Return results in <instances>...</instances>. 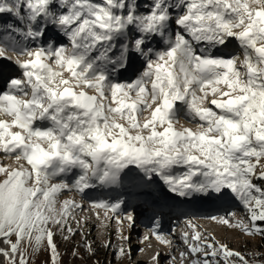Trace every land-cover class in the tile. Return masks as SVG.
<instances>
[{"label": "snow or ice", "instance_id": "snow-or-ice-1", "mask_svg": "<svg viewBox=\"0 0 264 264\" xmlns=\"http://www.w3.org/2000/svg\"><path fill=\"white\" fill-rule=\"evenodd\" d=\"M0 41L18 69L0 90V264H61L56 238L77 234L95 256L85 205L61 197L127 188L147 202L157 181L183 201H235L241 216L207 219L264 241V0H0ZM124 204L88 209L115 221L118 245L102 243L120 258ZM200 227L186 220L181 264H264ZM153 236L176 264L158 217Z\"/></svg>", "mask_w": 264, "mask_h": 264}, {"label": "rangeland", "instance_id": "rangeland-1", "mask_svg": "<svg viewBox=\"0 0 264 264\" xmlns=\"http://www.w3.org/2000/svg\"><path fill=\"white\" fill-rule=\"evenodd\" d=\"M67 43V41H63ZM2 43V41H0ZM232 48H235L231 51ZM229 52H238L239 49L235 47V42L233 45H230L229 49L226 50ZM8 56H12L13 59L16 58V53L12 50L7 52ZM26 56H21L20 59H26ZM242 59V56H241ZM3 66L7 67V71H1ZM18 74V69L14 64L5 59H0V87L3 90L4 82L9 79L12 75ZM180 123L188 126L195 127V123H190L188 118L183 114L180 115ZM0 163L11 164L10 159H5L2 154H0ZM153 189L155 195L151 196L145 200V197L137 196L136 193L131 195L133 190L127 188H120L116 190L105 189L97 187L95 189H90L87 191L86 195L81 197L75 193H65L61 199L71 198L75 195L77 201L82 202L85 205V210L80 212L81 217L88 216L89 222L85 227V231H89L88 240L93 243L94 247L97 249L95 256H86L84 254V249L82 245V237L80 234H77L71 243L64 242L59 236L56 238L57 243L59 244L60 252L62 254L61 264H94V262L99 261V264H138L142 261L141 264H152V257L158 252L157 249L162 250V256L160 257L159 264H169L168 253L170 249L164 245L157 242L155 237H151L148 240H144L143 237L149 234V230L153 227L156 218H159L160 222V231L164 234H167L171 238V234L175 233L178 236V240H181V233L188 229L185 228V222L187 219L191 218L194 222L199 225L204 226L200 227L202 233H207L215 237L220 243L227 244L230 248L240 251L251 253L252 251H264V248L260 246L259 236L249 237L243 235L239 230H234L231 227L224 226L222 224L204 220L199 217V211L206 210L207 208H216L222 202L217 201H191L193 205L192 210L180 209L179 214L183 215L182 220L175 221L172 219L175 209L165 208L164 202H159L162 198L166 197L168 194L172 195L167 191V189L159 182L153 184ZM173 196V195H172ZM118 197H122L125 200L123 206V212L126 214L129 211H133L135 214V225L129 231L125 228V235H130L129 244L131 246L130 256H125L123 258L114 256L112 247H104L103 242H107L109 239L112 241V245L116 246L119 243V234L115 231L117 225L115 221L111 223L108 220H98L94 214L95 210L89 212V202L92 200H114ZM175 197V196H174ZM155 198V199H154ZM187 202V201H185ZM227 202L226 204L230 203ZM235 202V201H234ZM236 205H238L236 203ZM232 209L236 210V215L241 216L242 212L239 207H229L227 211ZM145 210L152 211L151 214H145ZM172 210V211H171ZM226 211H218L216 214H223ZM161 213V214H159ZM197 213V214H196ZM171 217V218H169ZM140 219L143 221H148L147 226H142V230H138L140 227ZM105 225L107 227H105ZM165 228V229H164ZM205 230V232H204ZM80 245V257H74L72 255V249L74 246ZM174 250H171V255L176 257V264H181L180 253L185 251L184 245L181 243L175 245L173 243ZM142 250V251H141ZM38 264H46V254H42L39 257Z\"/></svg>", "mask_w": 264, "mask_h": 264}, {"label": "bare ground", "instance_id": "bare-ground-1", "mask_svg": "<svg viewBox=\"0 0 264 264\" xmlns=\"http://www.w3.org/2000/svg\"><path fill=\"white\" fill-rule=\"evenodd\" d=\"M235 48H232L231 49V51H233ZM8 69H7V67L6 66H3L2 68H1V71H3V72H5V71H7ZM237 207L238 205H236V202H234V201H231L230 203H228V204H226V203H224V204H221V205H219L218 207H216V208H207L206 210H203V211H199V212H197L198 213V215H199V217L200 218H202V219H204V220H209V219H207V217H209V216H212V215H217L216 213L218 212V211H227L228 210V208L229 207ZM196 213V214H197ZM210 221V220H209ZM205 224L203 223V225H200L201 227L202 226H204ZM165 229V228H164ZM204 232H205V230H204ZM178 238V236H176V234L174 233V234H171V240L173 241V243L175 244V245H177L178 246V244L179 243H181V240H178L177 239ZM157 251L158 252H160L161 253V256H162V250L161 249H157ZM142 263V261L141 262H139L138 264H141Z\"/></svg>", "mask_w": 264, "mask_h": 264}, {"label": "trees", "instance_id": "trees-1", "mask_svg": "<svg viewBox=\"0 0 264 264\" xmlns=\"http://www.w3.org/2000/svg\"><path fill=\"white\" fill-rule=\"evenodd\" d=\"M134 193H135V190H133V191L131 192V195H133ZM259 241H260V246H261L262 248H264V241H262L260 237H259Z\"/></svg>", "mask_w": 264, "mask_h": 264}]
</instances>
